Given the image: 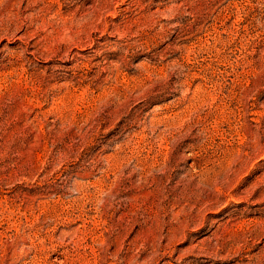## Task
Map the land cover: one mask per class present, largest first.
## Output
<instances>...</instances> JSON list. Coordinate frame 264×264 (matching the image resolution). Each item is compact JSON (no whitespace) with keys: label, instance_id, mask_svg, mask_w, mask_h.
I'll return each instance as SVG.
<instances>
[{"label":"rangeland","instance_id":"1","mask_svg":"<svg viewBox=\"0 0 264 264\" xmlns=\"http://www.w3.org/2000/svg\"><path fill=\"white\" fill-rule=\"evenodd\" d=\"M0 264H264V0H0Z\"/></svg>","mask_w":264,"mask_h":264}]
</instances>
